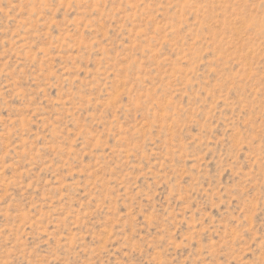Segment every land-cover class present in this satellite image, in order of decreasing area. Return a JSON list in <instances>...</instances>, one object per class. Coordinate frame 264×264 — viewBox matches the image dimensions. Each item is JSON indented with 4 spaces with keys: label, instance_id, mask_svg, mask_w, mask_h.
<instances>
[{
    "label": "rangeland",
    "instance_id": "374dc122",
    "mask_svg": "<svg viewBox=\"0 0 264 264\" xmlns=\"http://www.w3.org/2000/svg\"><path fill=\"white\" fill-rule=\"evenodd\" d=\"M0 264H264V0H0Z\"/></svg>",
    "mask_w": 264,
    "mask_h": 264
}]
</instances>
